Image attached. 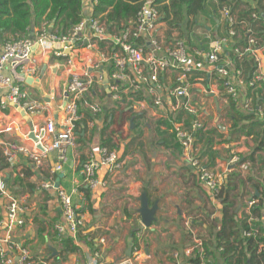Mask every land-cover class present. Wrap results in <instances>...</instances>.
<instances>
[{
	"label": "built area",
	"instance_id": "obj_1",
	"mask_svg": "<svg viewBox=\"0 0 264 264\" xmlns=\"http://www.w3.org/2000/svg\"><path fill=\"white\" fill-rule=\"evenodd\" d=\"M154 1L145 0L133 20L114 30L100 17L92 15L93 6L98 0H83L85 15L67 33L60 34L43 27L33 35H18L0 43V93L3 97L0 112L12 119L15 115L26 118L30 126L23 135V141L3 139V134L15 135L16 131H20L19 122L11 120L0 126L1 153L7 165L0 169V228L11 233L24 228L27 223L30 203L16 194L9 183L8 173L6 175L8 171L15 172L21 178L26 177L25 168L20 167L22 158L29 160L31 168L39 170L53 156L55 162L51 176L42 183V187L57 192L63 211L62 220L54 225L57 256L52 255V251L47 255L34 254L24 239L8 234L0 237V264H75L72 261L75 254H80L88 245L94 251L90 264H102L99 262V250L100 246L107 244V234L95 235L88 226L83 207L74 202L79 185L73 186L71 191L61 185L55 188L56 177L64 173L70 161V149L77 144L78 129L84 119L82 108L87 106L94 115L103 111L97 99L100 93L108 92L113 100L123 104L125 93L140 91L142 84H150L154 103L159 105L163 101L160 75L177 70L181 85L171 93L178 100L189 96L188 78L195 70V64L187 40L178 38L171 44H163L158 39L161 14ZM238 1L225 0L221 4L218 1L216 13L219 23L207 34V47L198 50L196 55H205L207 61L216 66L226 96L236 103L238 110L264 118V43L259 45L256 38L250 37L246 48L236 46L240 32L236 28L237 19L232 8ZM243 1L253 6L256 4L255 0ZM253 17L262 18L264 23V16L253 13ZM243 29L247 32L251 30L248 25ZM244 56L253 57L256 62V69L252 73L246 74L236 66L235 57L241 59ZM50 60H54V65L61 63L68 74L59 103L55 92L48 95V100L42 101L34 98L27 89V79L34 81L40 73L42 62ZM259 89L262 91L255 93ZM54 100L61 116L46 117L43 125L35 122L38 116L49 110ZM182 105L194 118L190 129L181 122L175 123L176 141L188 154L199 181L213 199L220 200L219 192L226 173L203 166L195 146V132L203 127L202 112L193 105L184 102ZM31 132L35 134V139L30 137ZM99 154V159L91 156L80 166L83 182L92 188L103 185L98 173L101 166H107L110 171L123 166L116 149L102 145ZM234 161H240L239 157H235ZM248 168L249 164L242 165L243 170ZM247 204L251 209L258 206L259 201L251 196ZM250 221H260V218L252 216ZM262 221L264 224V219ZM145 229L143 227L139 235H143ZM251 233L245 232L244 235L250 236ZM67 242L76 251L65 248ZM196 242L199 260L186 264H215L208 257L203 240ZM146 256L144 248L138 246L132 256L112 264H144Z\"/></svg>",
	"mask_w": 264,
	"mask_h": 264
},
{
	"label": "crops",
	"instance_id": "obj_2",
	"mask_svg": "<svg viewBox=\"0 0 264 264\" xmlns=\"http://www.w3.org/2000/svg\"><path fill=\"white\" fill-rule=\"evenodd\" d=\"M218 1L209 0V13L199 15L211 21L207 22L204 31L198 28L199 24L202 25L199 23V17L198 23L189 28L187 21L180 26H170L162 18L158 25L157 36L163 44H171L178 38L187 40L195 64V70L188 78L187 98L178 100L171 93L181 85V82L178 71L169 70L159 78L163 87L161 93L163 101L159 105L154 103V94L149 89L150 84H142L140 91L124 94L123 104L128 103L125 108L118 106L119 102L113 100L108 92L97 96L103 108L101 113L94 115L87 106L84 105L82 108L84 119L81 120L78 129L77 144L70 149V161L64 173H61L60 185L68 191L79 185V193L74 195V202L83 207L88 226L94 230L95 235L107 234L108 242L100 246L99 250V262L102 264H112L128 257L126 253L131 238L134 242L132 253L138 246L144 248L147 254L144 264H186L198 261L200 256L196 247L198 239L203 240L208 257L215 264H223L220 258L221 249L214 247L217 228L209 223L213 219H221V201L213 199L199 181L197 173L190 165L188 154L176 144L174 131H169V134L158 131L166 130L165 126L158 124L160 119L168 120L173 126L181 122L190 129L193 119L189 118L191 114L182 103L192 105L194 99L195 105L199 106L198 109L202 112L203 127L200 129L204 132L215 130V134L210 135L214 139L211 151L213 155H205L202 159L205 165L227 174L232 169H229V166L234 164L235 157H238L237 152L243 148L242 140L246 137L231 134L233 119L229 116L230 105L216 72V66L210 64L205 55H196L198 50L207 47L206 36L219 23L215 11ZM38 30V27H34L32 35ZM53 61L42 62L39 75L28 83L27 89L34 98L40 97L46 101L50 92H55L59 88L64 91L68 74L61 63L54 65ZM2 100L0 93V104ZM50 106L47 112L35 119V122L43 125L46 117H57V114L61 116V112L56 110L55 100L51 101ZM120 111L128 116L135 114L137 123H132L133 130H137V125L140 128L144 122V131L141 129V134L134 132L121 140L117 138L114 132L119 126L117 114ZM11 120L19 122L21 129L19 132L16 131L15 135L3 134V139L23 141V135L30 129L29 122L19 115L12 119L0 112V126L8 124ZM219 132L223 137H219ZM195 141L197 154L200 156L203 143L196 138ZM103 144L117 151V148L123 150L118 151L123 166L114 171H110L105 165L101 166L98 173L103 185L92 188L83 182L80 166L91 156L99 159V149ZM54 162L52 156L41 169L34 170L29 160L22 158L20 167L26 170L25 178L17 176L15 172L6 171L9 183L16 194L26 198L31 207L24 228L11 233L0 228V237L12 234L13 237L22 238L34 254L47 255L51 251L48 245L57 246L54 225L63 218L62 207L57 192L42 187V183L51 176ZM5 166L7 165L0 145V169ZM144 192H147L150 206L156 201L159 205L156 219L150 227L142 223L139 213ZM250 197L243 201L245 206L242 202L238 211L239 219L244 217V213L249 212L247 199ZM143 227L146 228L145 233L139 235ZM90 246H86L80 254L76 253L72 261L75 264H90L94 257V251ZM195 258L197 260H194Z\"/></svg>",
	"mask_w": 264,
	"mask_h": 264
},
{
	"label": "trees",
	"instance_id": "obj_3",
	"mask_svg": "<svg viewBox=\"0 0 264 264\" xmlns=\"http://www.w3.org/2000/svg\"><path fill=\"white\" fill-rule=\"evenodd\" d=\"M144 1L98 0V3L93 6L92 15L100 17L110 29H121L123 23L136 17ZM224 1L219 0V3ZM154 2L160 11L162 20L170 26H180L187 21L189 28L198 23L197 19L200 14L209 13V0H155ZM255 2L253 6L239 0L232 8L237 19L236 28L240 32L236 46L241 49L248 46L250 37L256 38L259 45L264 43L263 19L253 17V13H257L260 17L264 16V0H255ZM83 8V0H0V43L18 35H32V26L39 29L46 27L65 34L82 21L85 15ZM246 25L251 29L250 32L243 29ZM235 58L236 66L242 68L246 74L256 69L253 57ZM261 91L262 89H259L255 93ZM228 101L229 116L233 119L231 134L250 138L256 146L249 154L241 155L239 159L242 163L226 174L219 192L222 217L220 220L213 219L209 222L212 227L217 228L214 247L221 249L220 258L223 264H264V224L262 221L264 219V156L260 155V152L264 151V118L240 112L233 100L228 99ZM193 117L192 114L189 115L190 119ZM158 124L166 127V130H158L159 133L169 134V131H174L173 124L168 120L160 119ZM214 131L204 132L203 129H198L195 132L196 139L203 143L199 156L203 166H206L202 161L205 155H213L211 151L214 139L210 135L215 134ZM219 137H223L220 132ZM176 144L180 145L178 142ZM245 163L253 164L258 168L254 173L246 172L248 169H242ZM256 192H259V196H254ZM250 196L258 199L259 205L249 209V212L244 213V217L239 219L237 209ZM252 216L260 218V221H250ZM250 231L252 232L250 236L244 235L245 232ZM65 248L76 251L69 242L65 244ZM211 253L213 254V251Z\"/></svg>",
	"mask_w": 264,
	"mask_h": 264
},
{
	"label": "rangeland",
	"instance_id": "obj_4",
	"mask_svg": "<svg viewBox=\"0 0 264 264\" xmlns=\"http://www.w3.org/2000/svg\"><path fill=\"white\" fill-rule=\"evenodd\" d=\"M199 19H200L199 23H202V25L199 24L198 28L200 27L199 28L200 31H204L205 27L207 26V22L211 23V21L208 20V18H206L204 16L199 17ZM199 29H198V31H199ZM50 93H49V95H50ZM55 94H56V100L59 103V101L61 100L60 98L63 94V89L59 88V90H55ZM37 99L42 100V101L44 100L43 98H40V97ZM192 103H194V104H192ZM192 103L191 104L193 106H195L196 108L199 107V106L195 105L196 103H195L194 99H192ZM127 105H128V103H126V104H119L118 103V106H121L122 108H125ZM136 119H137V117H135V114L128 116L124 112L120 111L117 114V123L119 126L117 128H115L116 132H114L116 134V137L120 138V140H121V139H124V138L128 137L129 135L133 134L134 132L136 134H139L142 130L144 131V126H145L144 122L141 123L140 128H139V125H137L136 126V127H138V128H136L137 130H133L132 123H134V121H135V123H137ZM118 129H120V130H118ZM242 146H243V148L237 152L238 157H240L243 154H249L253 150V148L256 146V144L254 143V141L252 139L244 138L242 140ZM117 149H118V151L120 150V148H117ZM119 152H123V150H120ZM260 155L264 156V151L260 152ZM257 168L258 167L254 166L253 164H249V168L246 172L254 173L257 170Z\"/></svg>",
	"mask_w": 264,
	"mask_h": 264
},
{
	"label": "water",
	"instance_id": "obj_5",
	"mask_svg": "<svg viewBox=\"0 0 264 264\" xmlns=\"http://www.w3.org/2000/svg\"><path fill=\"white\" fill-rule=\"evenodd\" d=\"M32 32H34V27L32 26ZM32 78H28L27 82H32ZM107 82V76L105 79V83ZM67 95V93H66ZM30 137L35 139V134L33 132H31ZM242 163V160L235 162L234 164L229 166V169L235 167L236 165ZM62 175L60 174L57 178V182L55 183V188H58L60 186V180H61ZM254 196H259V192H256L254 194ZM141 208L139 209V213L141 214V221L142 223L146 226V227H150L153 222L156 219V212L159 209V205H158V201H156L152 206H150V202H149V198L147 195V192H144L142 194L141 197ZM242 205L240 204V206L238 207L237 211H239L240 207ZM135 231V230H134ZM133 240L132 238L129 240V247H128V251H127V256H132V252H133ZM49 249L52 251V255L57 256L58 255V251L55 247L48 245Z\"/></svg>",
	"mask_w": 264,
	"mask_h": 264
}]
</instances>
